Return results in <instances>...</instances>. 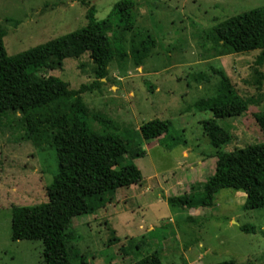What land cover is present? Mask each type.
<instances>
[{"label":"rangeland","instance_id":"374dc122","mask_svg":"<svg viewBox=\"0 0 264 264\" xmlns=\"http://www.w3.org/2000/svg\"><path fill=\"white\" fill-rule=\"evenodd\" d=\"M117 1L0 0L5 50L16 55L83 27L90 7L104 20ZM133 1V28H117L116 37L114 28L107 30L126 56L116 54L106 77L82 100L92 132L129 139V157L142 179L95 202L91 214L74 217L72 241L90 264H134L155 251L163 264H264V209L244 210L246 191L221 189L211 208L193 212L168 202L203 191L218 151L243 157L250 145L264 141L252 117L264 110L260 51L235 53L214 32L226 18L264 8V0ZM142 43H148L145 50ZM219 73L249 103L248 113L211 124V114L195 111L193 104L216 95ZM38 75L58 77L70 89L95 81L87 53ZM70 101L59 99L27 114L0 113V264H42L40 241L11 240V214L15 207L47 202L45 188L58 163L46 120L68 112ZM26 117L36 124L33 132ZM153 119L172 126L167 135L144 141L139 126ZM242 226H253L254 233ZM111 237L118 240L109 242ZM131 238L145 245L126 250V256ZM70 264H79L72 253Z\"/></svg>","mask_w":264,"mask_h":264},{"label":"trees","instance_id":"16d2710c","mask_svg":"<svg viewBox=\"0 0 264 264\" xmlns=\"http://www.w3.org/2000/svg\"><path fill=\"white\" fill-rule=\"evenodd\" d=\"M85 4V3H84ZM133 0L117 1L104 20L95 17L90 7L85 15L86 24L68 34L49 40L16 55H8L0 27V113L31 110L47 107L55 101L69 98V111L60 113L46 124L53 130L58 170L52 183L45 188L47 202L37 206H22L12 209L11 240L40 241L42 264H70L71 253L79 264H90L79 247L72 241L74 217L89 215L94 203L111 197L121 187L136 185L142 175L129 157V139L118 133L97 134L87 124L86 105L82 95L97 88L106 77L107 67L117 54L126 52L121 41H114L107 34L116 29L133 28ZM214 32L224 45L235 53L259 50L257 65L264 61V8H256L217 23ZM148 43H142L145 50ZM87 53L94 64L95 81L70 89L69 84L58 77L38 75L42 70L61 68L66 59H78ZM134 63L138 64L137 59ZM220 85L215 96L201 99L193 104L197 112L208 111L213 121L236 118L248 113L249 103L231 85L229 79L219 73ZM254 125L264 137V110L252 115ZM28 130L33 132L36 124L26 117ZM169 120L153 119L139 126L144 141L159 139L171 128ZM207 127V126H205ZM247 154L236 157L232 151L215 154L213 174L206 180L203 191L185 193L168 198L172 206L185 209L211 208L215 194L221 189L246 191L244 210L264 209V141L252 144ZM241 231L254 233L253 226H242ZM111 234L114 232L111 230ZM115 237L109 242L117 241ZM126 250H137L145 244L142 239H128ZM136 247H135V246ZM134 246V247H133ZM135 248V249H134ZM134 264H163L157 251L133 260ZM231 264V263H227Z\"/></svg>","mask_w":264,"mask_h":264},{"label":"crops","instance_id":"0c3cea01","mask_svg":"<svg viewBox=\"0 0 264 264\" xmlns=\"http://www.w3.org/2000/svg\"><path fill=\"white\" fill-rule=\"evenodd\" d=\"M190 211H191V212H193V211H194V209H190Z\"/></svg>","mask_w":264,"mask_h":264}]
</instances>
